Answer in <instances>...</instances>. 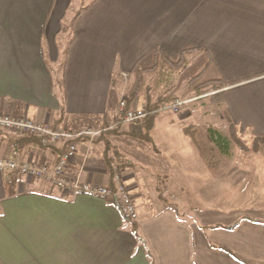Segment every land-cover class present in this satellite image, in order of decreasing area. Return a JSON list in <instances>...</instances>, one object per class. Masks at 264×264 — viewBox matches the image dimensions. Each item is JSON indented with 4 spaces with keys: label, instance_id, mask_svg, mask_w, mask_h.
Instances as JSON below:
<instances>
[{
    "label": "crops",
    "instance_id": "obj_1",
    "mask_svg": "<svg viewBox=\"0 0 264 264\" xmlns=\"http://www.w3.org/2000/svg\"><path fill=\"white\" fill-rule=\"evenodd\" d=\"M92 1L75 16L65 61L56 70L44 41L56 39L73 0H0V112L53 127L107 125L115 121L124 75L132 78L149 67L158 49L173 61L186 51L188 61L193 55L205 56V66L210 61L197 83L221 86L210 82L196 103L190 96L202 87L189 91L170 126L190 137L184 127L192 124L185 123L209 116L216 121L209 127H227L229 136L232 127L242 139L264 135V0ZM130 106L145 107V97ZM141 124L121 123L91 145L79 139L65 168L67 178L111 186L110 167L125 158L122 173L136 221L126 220L112 197L65 191L21 175L10 185L9 173L0 174V264H264V208L223 213L188 202L189 176L201 172L199 166L183 168L168 155H152L160 151L143 144L155 143L154 126L146 141L136 135L146 130ZM10 150L0 130V154ZM63 150L34 139L19 152L22 159L49 163ZM213 153L218 166L205 163L225 175L220 180L246 179L247 166L224 165L232 150ZM134 158L159 167L164 187H176L174 200H164L162 189L155 196L156 186L138 175Z\"/></svg>",
    "mask_w": 264,
    "mask_h": 264
},
{
    "label": "rangeland",
    "instance_id": "obj_2",
    "mask_svg": "<svg viewBox=\"0 0 264 264\" xmlns=\"http://www.w3.org/2000/svg\"><path fill=\"white\" fill-rule=\"evenodd\" d=\"M90 1L91 0H73L70 9L61 23V29L56 39L44 41L46 56L50 59L52 66L56 70L59 64L65 61L67 47L73 36L74 18L82 7ZM55 58H57V61L52 62L51 60ZM205 58L206 57L203 55H198L197 58L194 55L189 56L188 66L183 70H167L162 65H158L155 69L152 61L150 65H148L149 67L153 66L152 70L149 69L144 75L145 86L147 84L151 86L150 93L155 97L166 94L175 96L180 95V98L185 96L193 88L200 86L202 89L195 90L194 94L190 97H197L194 99L193 103L201 102L203 101L202 99H204L203 92H205L210 84L208 86H201L200 83H197L202 77L192 81H190V79L204 69L206 63ZM134 80L135 75L132 78L128 77L127 79H121V99H127L129 88ZM173 103L174 101L166 103L167 108L160 111L159 117H157L156 123L153 125L154 128H152L151 131L155 138V143L148 144L144 142L145 144L143 145H145V147H150V149L156 146L160 154L152 150V155H168V159H174L172 165H181L183 168H186V166H191L189 163L195 162V164L199 166L201 172L196 170L189 176L193 182V189L190 191V195H188V202L198 205L201 209L209 208L223 213L237 210L243 211L256 206L264 208V143H260V145L255 147L253 146V140L250 136H243L244 139L240 137L247 144V148H242L239 144L233 143L231 145L233 155L231 158H224L227 159L224 165H226V168L240 164L247 166L246 179H243L241 182L220 180L225 175L216 174V166L218 165L214 163L213 165L216 166H212V168L215 171H211L205 163L207 159L204 157V155H207L211 160L215 150L220 154L219 146L211 142L208 137L209 125H211L209 123H216V121L213 122V118L209 116L198 117L195 121H189L185 124H196L192 126L195 139L191 136H186L183 131L170 126L171 120H178L181 116V112H177L173 109ZM161 117L167 121L166 124L162 123ZM141 123L139 121L131 122L133 126H138V128H142ZM214 127L223 131L225 134H229V129L227 127ZM200 150L202 153H199ZM220 156L219 159H222ZM151 157L154 159L153 156ZM197 160H199V163ZM132 161L135 163V167L140 170L138 175L144 176L145 180L148 182L147 185L151 184L152 186L154 183V186H156V191L154 187L153 190H151L155 193V196H158L162 189L161 195L164 200L175 199H173L172 189L176 187L171 188V186H169V189L164 187L163 174L155 163L148 161L149 163L147 164V160H136L135 158ZM136 171L138 172V170ZM158 184H160V187Z\"/></svg>",
    "mask_w": 264,
    "mask_h": 264
},
{
    "label": "built area",
    "instance_id": "obj_3",
    "mask_svg": "<svg viewBox=\"0 0 264 264\" xmlns=\"http://www.w3.org/2000/svg\"><path fill=\"white\" fill-rule=\"evenodd\" d=\"M127 79V75H124ZM187 101L176 98L173 109L178 111ZM144 107L128 105L123 98L118 104L115 113V121L98 127L85 126L73 129L67 125L53 127L45 121H37L29 116H13L0 112V130L18 133L19 135H33L44 146L63 145L56 162L39 163L33 158L22 159L19 150L14 149L8 154H0V174L14 171L21 176L36 177L47 181L49 184L65 191L88 192L106 197H112L122 216L131 222L138 218V211L134 199L124 181L122 166L119 160L112 164L113 185L97 186L90 183H82L78 178L70 179L65 176V168L77 153V142L84 138L91 145L107 130L125 122H136L144 118Z\"/></svg>",
    "mask_w": 264,
    "mask_h": 264
},
{
    "label": "trees",
    "instance_id": "obj_4",
    "mask_svg": "<svg viewBox=\"0 0 264 264\" xmlns=\"http://www.w3.org/2000/svg\"><path fill=\"white\" fill-rule=\"evenodd\" d=\"M94 2H95V0L92 1V3H94ZM87 8H88V6L86 7V9ZM86 9H84V10H86ZM209 64H210V61L204 67V69L201 72H199L198 74L194 75L192 77V79H190V81H192L194 79L195 80L200 79L203 76L205 69L207 68V66ZM158 65H162L167 70H183L188 66V57H187L186 51L182 52L181 57L178 61H173L163 51L158 49L153 54V66H155V69H156ZM152 67H142L136 72L135 80L131 84L129 91H128V95H127L128 105H130L133 102V100L135 98H137L138 96L142 95L145 97V107L144 108L146 111V115L144 118H142L139 121H142V123L146 127V130L144 132L143 131L139 132L136 135L141 137L142 139H144L146 141L152 140V137L150 135V130H151L152 126L154 125V120H155V117L157 116V114L161 110L167 108L166 103H168L170 101H174L177 98L175 95H166V94L155 97L150 93L151 86L148 84L145 86L144 75L149 69L152 70ZM210 82H212V81H205V82L200 83V85L201 86H208L210 84ZM212 83L213 84L211 86L213 88L221 86V84L218 85V84H215L214 82H212ZM192 126H195V125L186 126V127H184V130L188 135H190L191 137L194 138ZM116 128H118V125L112 129L105 131L102 135H104L105 133H109V132L115 130ZM231 130H232V134L229 136V135L225 134L224 132H222L221 130H219L215 127H212V126L209 127L208 137L211 140V142H213L215 145L219 146V148H220L219 153L221 155H223V154L229 155V152L231 151V145L233 143L239 144L240 147H242V148H247L246 147L247 144L245 143L244 140H242L240 138L235 127H232ZM2 132H5V136L8 138L9 147L11 149L9 152H11L14 149L20 150L21 148H23L25 146V144L27 142L33 141L34 139L38 140V138L36 136H33V135L17 136V135L10 134L7 131H2ZM260 143H264V135L263 136H257L253 140V146H255V147L257 145H260ZM200 153H202L201 150H200ZM204 157H206V159H207L206 161L209 164L213 165V163H214L213 155L211 157V160L208 158L207 155H204ZM117 159L120 161L121 166H124L126 164L125 158L117 157ZM110 170H112V166L110 167ZM9 176H10L9 183H10V185L11 184L13 185L17 181L20 174H19V172L14 171V172L9 173ZM9 187H10V189H12V191L14 190L13 186H9ZM236 224L231 225V226L212 225L210 227H212V228L213 227H225L228 229H233V228H235Z\"/></svg>",
    "mask_w": 264,
    "mask_h": 264
}]
</instances>
